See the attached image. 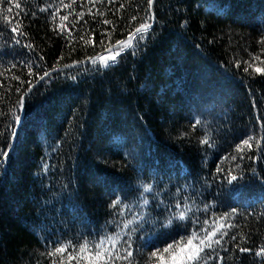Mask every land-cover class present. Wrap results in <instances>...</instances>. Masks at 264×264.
Returning <instances> with one entry per match:
<instances>
[{
  "label": "trees",
  "instance_id": "16d2710c",
  "mask_svg": "<svg viewBox=\"0 0 264 264\" xmlns=\"http://www.w3.org/2000/svg\"><path fill=\"white\" fill-rule=\"evenodd\" d=\"M149 16L135 55L65 69ZM262 39L264 0L0 4V151L24 101L14 146L0 156V264H77L67 259L75 246L112 233L113 255L133 253L112 264H160L156 249L217 229L206 264H264L255 255L264 247V71H254L264 70Z\"/></svg>",
  "mask_w": 264,
  "mask_h": 264
},
{
  "label": "snow or ice",
  "instance_id": "6c2138e0",
  "mask_svg": "<svg viewBox=\"0 0 264 264\" xmlns=\"http://www.w3.org/2000/svg\"><path fill=\"white\" fill-rule=\"evenodd\" d=\"M154 0H148V4L151 7ZM11 3V0H0V4H6ZM16 8L20 7L19 3L15 4ZM7 12H11L12 8L9 7L6 9ZM55 19V16L53 17ZM135 19V17H133ZM154 19V17L149 16L144 22L140 23L137 27H135L131 32L128 33L127 37L122 40L116 41V44L113 45L111 48L105 49V54H101L98 57L90 58L91 62L93 64H96L97 62L100 63V66L102 68H107L110 66H114L117 63V58L120 57L123 53H126L129 49H132L131 53L132 55H135V49L138 48L141 41H144L149 33V30L152 28V25L148 22V20ZM61 20H67V17H61ZM5 23L11 24V21L5 19ZM105 23H108V21H105ZM59 27H64L63 24L59 25ZM12 32H17L18 28L13 27L11 29ZM83 39V37H81ZM19 43V41H16ZM103 43V42H101ZM260 43L264 44V39L260 41ZM258 59V57H257ZM68 67V65H66ZM251 67V65H249ZM248 69L245 68V71ZM254 71L256 72H262L264 70L260 68H255ZM49 73L45 72L44 76L40 77V80H43L45 76H48ZM14 79H19V77H13ZM32 91V88L30 87L28 91L25 93L27 96L28 93ZM19 107L22 110L24 107V101L21 99L18 101ZM16 124H19L21 122V117L19 115H16L14 117ZM201 122L199 120L196 121V124H200ZM12 136H16V130L13 129ZM252 138L250 137L248 140H244L243 144L250 145V140ZM201 143L208 144L210 147L212 146L210 137L206 134L204 138L201 140ZM12 145L10 144L8 146L9 150L11 149ZM0 156L4 157L5 159L9 156V151H0ZM2 163V161H0ZM217 171H220V169H217ZM237 180L236 176H231V181ZM230 181V182H231ZM153 191V185L152 184H145L143 185V190L141 193L142 199V205L141 207H145L149 205V199L144 196V194L151 193ZM161 203H163L161 201ZM121 204V201L119 199L113 201L112 207H116ZM177 208L180 207L179 204L176 205ZM235 211V210H233ZM142 218V217H141ZM175 218H178L179 220L183 221L186 218V213L184 211H181L176 215ZM173 222V217H169L165 226H170ZM133 223L132 220H128L123 224V228L127 229L129 226ZM136 229L133 228L132 231L134 232ZM207 232V230H204ZM218 229L216 231L207 232L206 235L200 236L199 233L193 232L191 235L187 238H182L179 241H175L173 243H169L166 247L163 249H156L151 253V257H155L159 260L160 264H165V255L168 254L169 260L168 264H206L205 256L207 253H205V249H211L212 247V241L213 238L216 236ZM235 239V237H233ZM198 242V243H197ZM120 243V234L119 233H112L110 235L105 236L103 239L91 242V241H84L82 244H79L76 247V251L67 257L68 261L76 260L77 264H80L81 260H87L88 264H112V261L115 259H121V260H127L129 257L133 256L132 251H126V255L121 256L119 253H116L113 255V250L115 249L116 245ZM127 243V241H125ZM216 244L220 243V240H215ZM110 245L111 247H109ZM73 247L71 242L67 244H63L60 247H56L52 252H49L48 255L52 257H57L58 254L62 255L69 248ZM241 252H249L250 249L248 248H240ZM203 254V255H202ZM255 255L258 257H264V247H261L260 250H257L255 252ZM52 264H58L57 259H53ZM60 264H63V261H60Z\"/></svg>",
  "mask_w": 264,
  "mask_h": 264
},
{
  "label": "water",
  "instance_id": "95a60500",
  "mask_svg": "<svg viewBox=\"0 0 264 264\" xmlns=\"http://www.w3.org/2000/svg\"><path fill=\"white\" fill-rule=\"evenodd\" d=\"M153 24H154V21L152 20V22H151L152 27H153ZM114 45H115V44H114ZM111 47H112V46H111ZM111 47H110V48H111ZM101 54H105V52H103V53H101ZM101 54L96 55V56H93V57H98V56H100ZM93 57H91V58H93ZM90 62H91V59H88V60H86V61H84V62H81V63L70 64V65H68V67H65V69L76 68V67H79V66H81V65L88 64V63H90ZM60 70H61V69H60ZM31 88H33V86H32ZM23 112H24V107H23V109L21 110V114H20L21 119H22L23 114H24ZM19 124H20V123H19ZM19 124H17L16 129H15V130H16V135H17V128H18ZM15 140H16V136L12 138V144H11L12 147H11L10 150H8L9 152L12 150V148H13V146H14V143H15Z\"/></svg>",
  "mask_w": 264,
  "mask_h": 264
},
{
  "label": "rangeland",
  "instance_id": "374dc122",
  "mask_svg": "<svg viewBox=\"0 0 264 264\" xmlns=\"http://www.w3.org/2000/svg\"><path fill=\"white\" fill-rule=\"evenodd\" d=\"M98 64H100V63H99V62H97L96 64H93L92 62L89 63V65H90V66H93V67L97 66ZM110 67H111V66H110ZM107 68H109V67H107ZM105 69H106V68H105Z\"/></svg>",
  "mask_w": 264,
  "mask_h": 264
}]
</instances>
